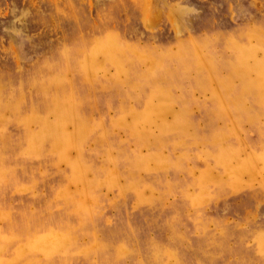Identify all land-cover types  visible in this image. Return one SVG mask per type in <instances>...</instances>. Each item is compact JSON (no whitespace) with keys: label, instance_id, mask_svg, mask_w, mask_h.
<instances>
[{"label":"rangeland","instance_id":"obj_1","mask_svg":"<svg viewBox=\"0 0 264 264\" xmlns=\"http://www.w3.org/2000/svg\"><path fill=\"white\" fill-rule=\"evenodd\" d=\"M0 264H264V0H0Z\"/></svg>","mask_w":264,"mask_h":264},{"label":"bare ground","instance_id":"obj_2","mask_svg":"<svg viewBox=\"0 0 264 264\" xmlns=\"http://www.w3.org/2000/svg\"><path fill=\"white\" fill-rule=\"evenodd\" d=\"M102 50V49H101ZM67 56H69V55H67ZM66 56V57H67ZM71 58V57H70ZM88 66V65H87ZM61 70V69H60ZM53 77V76H52ZM37 81V80H36ZM50 86V85H49ZM71 86V85H70ZM50 90V89H49ZM71 96V95H70ZM45 98V97H44ZM58 98V97H57ZM7 99V98H6ZM47 99V98H46ZM60 100V99H59ZM56 103V102H55ZM3 104V103H2ZM47 105V104H46ZM29 110V109H28ZM54 111H56V110H54ZM69 111H71V109L69 110ZM84 111V110H83ZM62 112V111H61ZM42 118V117H41ZM21 124V123H20ZM91 125V124H90ZM48 128V127H47ZM72 137V136H71ZM29 138V137H28Z\"/></svg>","mask_w":264,"mask_h":264}]
</instances>
